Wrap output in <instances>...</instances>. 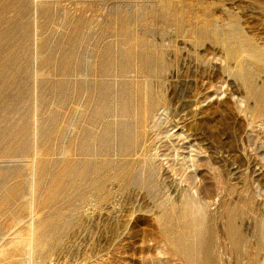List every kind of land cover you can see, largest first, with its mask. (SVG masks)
Wrapping results in <instances>:
<instances>
[{
	"label": "rangeland",
	"instance_id": "rangeland-1",
	"mask_svg": "<svg viewBox=\"0 0 264 264\" xmlns=\"http://www.w3.org/2000/svg\"><path fill=\"white\" fill-rule=\"evenodd\" d=\"M257 120L264 0H0V264H264Z\"/></svg>",
	"mask_w": 264,
	"mask_h": 264
},
{
	"label": "bare ground",
	"instance_id": "bare-ground-1",
	"mask_svg": "<svg viewBox=\"0 0 264 264\" xmlns=\"http://www.w3.org/2000/svg\"><path fill=\"white\" fill-rule=\"evenodd\" d=\"M252 119H253V117H252ZM254 119H256V118H254ZM258 122H259V124H261V125H264V122H263V120H257ZM263 129H264V126H263ZM259 148V156H260V158L262 159V160H264V153H262V151L260 150V146L258 147ZM174 151H175V149H174ZM184 156V155H183ZM175 157V156H174ZM185 157V156H184ZM192 158H194V157H190V159H191V161H192V165L190 166L191 167V169H192V173L194 172V167H195V165H194V161H193V159ZM178 161V160H177ZM173 164V163H172ZM27 166H28V169H29V176L31 177V173H32V169H33V163H32V160H28V163H27ZM188 167V166H187ZM173 169V168H172ZM193 174H189V175H187V180H189L190 182H192L193 181V179H194V176H192ZM193 189V188H192ZM23 240V243H24V251L26 252V254H27V256H26V259L28 260V261H31V259H32V256H31V252H32V250H33V248L35 247V246H37V244L38 243H36L35 242V240H34V237L32 236V235H28L27 237H25V238H23L22 239ZM206 243H207V240H206ZM202 249H204L203 248V246H202Z\"/></svg>",
	"mask_w": 264,
	"mask_h": 264
}]
</instances>
